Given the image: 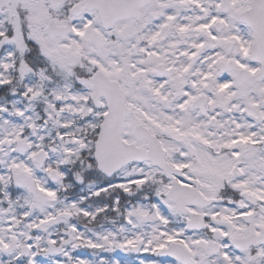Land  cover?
<instances>
[{
	"label": "snow or ice",
	"instance_id": "6c2138e0",
	"mask_svg": "<svg viewBox=\"0 0 264 264\" xmlns=\"http://www.w3.org/2000/svg\"><path fill=\"white\" fill-rule=\"evenodd\" d=\"M0 264H264V0H0Z\"/></svg>",
	"mask_w": 264,
	"mask_h": 264
}]
</instances>
